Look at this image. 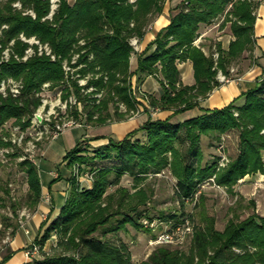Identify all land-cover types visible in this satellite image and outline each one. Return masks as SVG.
Listing matches in <instances>:
<instances>
[{"label":"trees","instance_id":"obj_1","mask_svg":"<svg viewBox=\"0 0 264 264\" xmlns=\"http://www.w3.org/2000/svg\"><path fill=\"white\" fill-rule=\"evenodd\" d=\"M18 2L21 8L15 6ZM165 2L59 0L50 18L51 0H0V26L8 25L0 36V58L3 48L15 41L10 59L0 62V84L6 77L23 82L19 96L0 95V125L16 118L19 124L29 126L41 104L42 97L38 93L47 82L52 88L60 89L73 85L67 92H73L80 99L82 89L92 87L97 93L105 90L106 97L100 105L96 104L95 113L107 109L118 98L132 109L135 107L132 77H136L139 86L152 76L160 83L161 93L148 96L147 110L173 111L166 119L150 117L122 139L104 137L108 142L98 146L91 145L89 139H82L67 152L64 160L73 170L69 195L57 217L42 223V232L35 242L41 245L43 258L33 259L29 264H137L129 244L114 241L110 234L116 236L127 225L143 228L142 219L153 218L145 209L151 194L141 187L150 174L170 169L177 178L176 197L185 205L194 201L203 183L213 177L216 185L236 194L234 188L241 179L249 174L264 173V79L256 81L243 93L242 104L235 100L223 108L205 109L204 114L183 122L172 120L174 115L199 106L201 100L222 84L219 72L228 76L232 63L246 50L253 51L260 1L183 0L172 9L170 23L159 30L138 55V66L132 70L131 39L144 38L149 24L163 12ZM221 16L223 26L230 23L235 39L228 49L219 42L216 50L211 47L206 53L195 41L204 24H212ZM21 33L49 43L57 55L56 60L46 54H35L24 60L29 44L20 39ZM75 55L79 56L74 66L82 64L81 78L88 79L83 86L78 80L66 85L63 63L70 62ZM188 60L194 67L196 82L193 85L184 84L179 68V63ZM116 113L117 109L101 121L106 122ZM232 129L240 131L236 156L223 166L220 164L222 154L206 160L203 136H212L222 143V136ZM100 138L103 136L94 139ZM9 145L0 138V154L2 148ZM220 149L225 152L222 145ZM96 162L106 164L93 166ZM21 166L28 174L30 185L27 200L35 208L42 199L38 166L28 161ZM84 172L92 175L90 186L79 182V174ZM125 175L134 178L135 192L122 185ZM60 179L61 176L52 183ZM6 192L9 193V189ZM239 199L242 201L244 197L239 195ZM191 217L193 215L172 218L175 222L163 218L176 226L187 219L193 221ZM203 221L195 227L187 251L159 245L148 260L140 264H264V215L254 212L243 219L235 214L222 230L217 228L213 216L204 215ZM6 231L4 224L0 228V243ZM54 234L58 236L61 250L48 254L44 246ZM15 252L9 249L0 264L8 262Z\"/></svg>","mask_w":264,"mask_h":264},{"label":"rangeland","instance_id":"obj_2","mask_svg":"<svg viewBox=\"0 0 264 264\" xmlns=\"http://www.w3.org/2000/svg\"><path fill=\"white\" fill-rule=\"evenodd\" d=\"M133 1L134 0H131V2ZM218 20L220 21V19ZM221 22L222 20L220 23ZM150 25L151 23L149 26ZM220 25V31H222L224 35L231 33L230 23H227L224 26L222 24ZM204 29H202V31ZM208 35V41L206 42L211 45V47H213V50H216L218 41L213 37L212 34ZM135 38L137 37L131 39V44L133 46V51L131 54V69H134L137 63L138 54H140L139 51L141 49V40L137 38L139 40L138 44L133 43ZM0 47H2V44H0ZM6 49L7 47L3 48L0 62L8 61L11 57L10 55V57H8L7 54H5L8 59L3 58L4 53H8V50ZM11 51L12 50L9 51V54ZM63 69L65 72L64 64ZM79 70L80 68L75 69L70 71L68 74L65 72V78L68 82L66 85H71V83L77 80V78L81 75ZM185 70V78H189L191 75L189 73V66H187ZM89 76L91 78L92 74ZM9 78L11 77H6L3 80L9 82ZM87 80L88 79L81 81L82 83L79 85L82 86V84H86ZM131 80L132 90L135 97V107L132 109L125 101L118 98L116 102L110 103L107 109H102V111H97L94 113V109L97 107L96 104L100 105L106 97L105 90H103L102 93H97L92 87L86 90L82 89V98L80 99L73 92H67L68 90L71 91L73 85L71 87H65V89L64 87L63 89H60L59 87H48L44 92V105H42L39 110L41 117H43L44 124H46V121L49 124L48 130H44V128L40 127L38 129L37 126H33V124L24 127L22 123L19 124L16 118H11L3 125H0V138L5 141L7 140V142L10 143L9 146L2 148L3 153L0 154V228H2L4 224L7 225L6 235L3 241L0 243V260L2 259L3 255L7 254L9 249H12L11 242L16 231L19 229L20 231H25L23 230L24 228L28 229L31 213L34 209V207L29 205L27 200L30 185L28 181V174L21 166L22 162L28 161L36 164L38 166L40 178H42L45 184L49 186L53 184L52 180L50 181V170H59L60 167H65L62 166V160L65 157V147L55 148L54 151L51 152L52 154L49 153L47 157H45V154L47 153L48 146L53 141L61 143L62 139H59V137H62V134L66 131L76 130L78 134H82L81 137H84L83 140H91L98 136L104 137L103 132H109V125H112L111 127L114 129L119 127L118 130H113L116 132L112 133L114 136H116L115 138H118L119 136L124 138V136H126L129 132L125 135V132H123L124 128H122L119 123L128 119L131 120V118L140 117L144 114H148L149 118L155 117L158 113L164 111L160 109L153 110L151 108L147 110L146 105L149 101L148 96L153 94L151 93L153 88L151 86L142 88L144 83L138 86L135 76H133ZM116 109L118 113L112 117H108L106 122L101 121V118L110 116V113L113 114ZM120 116H123V118ZM144 117L147 116L144 115ZM25 119L26 118H24L23 121ZM67 122H73V125L71 127L64 128L57 138H53L54 132L52 129H54V125ZM24 131H26L27 135L26 138H24L22 144H14V142L11 140L13 136H18ZM99 133L101 134L99 135ZM239 133L240 131L238 129H232L228 131L222 136V141L220 140L222 143L215 141L212 136H203L202 147H204L205 150V159L213 160L214 157L222 154L226 157V159L223 161L220 160V163L226 165L229 160L238 153ZM212 143L214 145L211 146ZM220 145L224 147V153L221 151ZM43 157L45 158L43 159ZM105 164V162H96L93 164V166ZM75 170L77 171V169ZM256 174H258L256 182H258L261 186L263 185L262 187L264 189V173L258 172L249 175L252 177ZM87 178L90 179V177L86 176L85 172L79 174V182L82 186L83 183H85V180L87 181ZM122 178V185L130 189L131 192H135L136 188H134V185L136 184L134 178L130 175H125ZM176 183L177 178L175 175H173L170 169H166L162 172L155 174L153 173L150 174V176H147L145 181H143L141 184V187L148 189V193L151 194V199L149 200L148 205L145 206V209H148L147 213L153 218L145 217L142 219L141 222L143 224V228H136L132 225H127V227L120 230L116 236L114 234H110L114 241H125L129 244L133 253V260L137 264L148 260L155 248L159 246L158 244H155V242L153 243V241L156 240V238L161 233L171 228L173 222L176 221H173L172 218L178 219L188 215H193V217H191L194 224L193 233L189 235V237L183 243L166 244L170 245L174 249L178 248L182 251H187L192 244V240L195 235V227L204 223V215L213 216L216 220L217 228L223 229L224 225L230 218L234 217L235 214H239L240 218L244 219L254 212L259 214L263 212V209L258 211V199L256 196H251V198L248 199L245 197L244 200L240 201V199L238 200V196L235 193H231L226 189V187L216 185L212 179L203 183L201 186L202 189L199 191V194L194 201H188L185 203V205H183L177 199L175 194ZM239 183L240 181L235 185V187H237ZM251 187L252 186H250L249 189ZM6 189H9V193L6 192ZM253 201L255 202V205L252 204ZM174 215L176 217H174ZM260 215L264 214L262 213ZM163 217L171 218L173 222H167L164 220L166 218ZM23 223L24 227H22ZM39 232L42 231L39 230L36 237H38ZM25 233L27 232L25 231ZM27 234L29 235L30 232ZM36 237L31 240V242H29L30 244H27V248L25 250L30 251L29 256L31 259L43 258L41 245L35 242ZM60 250L61 249L58 245V236L54 234L44 246V252L53 254Z\"/></svg>","mask_w":264,"mask_h":264},{"label":"crops","instance_id":"obj_3","mask_svg":"<svg viewBox=\"0 0 264 264\" xmlns=\"http://www.w3.org/2000/svg\"><path fill=\"white\" fill-rule=\"evenodd\" d=\"M183 0H166L164 5V10L161 14H158L154 20L151 22V25L147 29V33L144 38H141L140 42V53L144 51L148 44L155 39L156 33L164 28L170 23L172 9L175 8L180 2ZM260 6L257 9V18L255 22V48L253 51L246 50L242 56L237 58L231 66L230 74L228 75L232 80L227 83H222L220 86L216 87L207 98L200 101L199 106H196L193 109L187 110L183 113L174 115L172 120L174 122H183L186 119L196 117L204 114L205 109H215V108H223L230 104L231 102L236 101L238 104H242L244 101L243 93L248 91L250 87L256 81L264 79V0H259ZM222 17V18H221ZM220 21H224V17L221 16ZM216 20L212 24H204L201 27L199 37L196 39L195 44L201 45L205 52L207 53L211 50V45H209L206 41H208V34H212L213 37L218 41V43H222L223 47L228 49L230 42L235 39L232 34V31L228 35H224L222 31H220L222 22ZM206 27V28H205ZM205 28V29H204ZM218 28V29H217ZM202 29H204L202 31ZM211 32V33H210ZM139 55V54H138ZM138 66V58L137 63L134 67L135 70ZM189 66V73L191 74L189 78H185L186 67ZM179 68L182 72V80L186 85H193L196 82V77L194 74V67L191 60L184 61L179 63ZM188 73V72H187ZM151 86L153 89L151 93L154 95H160L161 86L160 83L154 77H148L144 82L142 88H146ZM173 114L172 110H165L158 113L154 119H166L167 117ZM146 115L147 117H144ZM140 117L131 118L119 123L122 128H124L125 135L138 128L140 125L144 124L148 119L149 115L144 114ZM109 125L110 131L103 132L104 137H116L112 133H116L113 130H118L119 127L114 129ZM108 127V126H107ZM112 128V129H111ZM102 133V132H101ZM99 133V135L101 134ZM82 134H78L76 130H68L62 134L61 143L53 141L47 148V153L45 157L51 152L54 151L55 148L65 147L64 156L67 152L72 149L79 140H82L84 137H81ZM100 138L98 140H90L89 143L93 146L102 145L108 142V138ZM125 137V136H124ZM122 139V136L118 137ZM57 140V139H56ZM43 157V159L45 158ZM67 160H62V166L59 170H50L49 174L51 176L50 181L61 176V179L58 182H55L49 186H47L44 180L41 178L42 183V199L38 203L37 207L32 210L30 222L28 225V229L30 234L28 235L25 231L17 230L14 238L11 242V247L15 250V254L13 257L6 262L5 264H29L33 259L27 255V244L33 240L38 231L41 229V225L44 221H51L60 212L61 207L65 203L68 193L70 191V182L69 178L73 174V170L67 166ZM150 176V175H149ZM89 177V176H87ZM258 174L246 176L245 178L240 180V183L237 187H235L236 195H242L244 198H251V196H256L258 199V211L263 209L262 213L264 214V189L263 185L261 186L256 179ZM49 181V182H50ZM92 183L91 178H87L83 186H90ZM252 186L250 189L249 187ZM44 197H49L50 200H45ZM260 213V214H262ZM226 225V224H225ZM224 225V227H225ZM224 229V228H223ZM25 230V228L23 229ZM222 230V229H221ZM30 244V243H29Z\"/></svg>","mask_w":264,"mask_h":264},{"label":"built area","instance_id":"obj_4","mask_svg":"<svg viewBox=\"0 0 264 264\" xmlns=\"http://www.w3.org/2000/svg\"><path fill=\"white\" fill-rule=\"evenodd\" d=\"M133 2H136V0H134ZM51 12L50 14L48 15V17L52 18L54 13H55V10H57V7H58V3H59V0H51ZM15 6L21 8L22 5L21 3H16ZM29 13L34 14L33 11H29ZM5 28H8V25H2L0 26V36L3 34V30ZM21 39L22 41L24 42H27L29 44V46L27 47L26 49V52H25V56L23 57L24 60H27L29 57L35 55V54H39V55H49L52 60H56L57 58V55L53 52V49L51 47V45L49 43H45L43 41H41V39H39L37 36H32V37H28L27 35H25L24 33L21 34ZM138 39L135 38L133 40V43H137L138 44ZM15 41L13 40L11 43L13 44ZM10 43V46L7 47L6 50H8V53H4V57L3 58H7L11 56V54L13 53V50H12V44ZM84 43V42H82ZM11 51V53L9 54V51ZM5 54H7V56H5ZM10 55V56H9ZM78 56L79 55H75L73 57V59L69 62L68 60H66L63 64H64V68H65V72L68 74L70 71H73L75 69H78L80 67H82L83 65H79L77 67L74 66V64L77 63V59H78ZM215 57L218 58V53L215 54ZM8 59V58H7ZM65 73V74H66ZM218 78L219 80L222 82V83H227L229 81H231L232 79L227 76L226 74H224L222 71L219 72L218 74ZM9 82L3 80L0 84V95H3L4 97L5 96H8L10 94H12L13 96L17 97L21 94L22 92V89H23V82L21 80H16L15 78L11 77L9 78ZM79 84H81L82 82L81 81H84L85 79L81 78V75L77 78ZM9 83V84H8ZM85 85L82 84V86ZM48 87H51V83L47 82L45 84H43L42 88H41V91L38 93V96L42 97L41 98V104L40 106L38 107V109L35 111L34 115H33V118H32V123L33 126H37V128L39 129L40 128H44V130H48V122L46 121L44 124V120H43V117H41L40 115V108L42 105H44V92L45 90L48 88ZM63 91V90H61ZM153 109V108H152ZM157 110L159 108H156ZM155 110V109H153ZM36 114L40 115L41 119H39ZM73 122H67V123H63V124H56L54 125V129H52V131L54 132V136L53 138H57L61 132L64 130V128L66 127H71L73 124ZM1 128V127H0ZM19 128V127H18ZM37 130V129H36ZM26 131L24 132H21L20 135L18 136H13V138L11 139L14 144H19L20 143L22 144L24 138H26ZM3 153V149L1 150V154ZM226 157L224 155H222V159L221 161L225 160ZM222 166L225 165L223 163H220ZM86 176H89L90 178L92 177V175L90 174H86ZM213 181H214V177L211 178ZM45 200H50L49 197H44ZM22 227H24V223L22 224ZM25 231L27 233H29V229H26L25 228ZM194 231V224L193 222L190 220V219H187L185 220L183 223H179L178 225L176 226H171V228H169V230L167 231H164L163 233H161L157 238L156 240L153 241V243L155 242V244H158V245H162V244H180V243H183L188 237L189 235H191ZM36 249V248H35ZM27 255H30V251H27Z\"/></svg>","mask_w":264,"mask_h":264},{"label":"water","instance_id":"obj_5","mask_svg":"<svg viewBox=\"0 0 264 264\" xmlns=\"http://www.w3.org/2000/svg\"><path fill=\"white\" fill-rule=\"evenodd\" d=\"M36 116H37L39 119H41L40 115L36 114Z\"/></svg>","mask_w":264,"mask_h":264}]
</instances>
